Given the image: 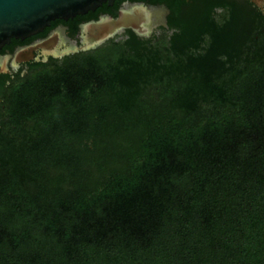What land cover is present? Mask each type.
Listing matches in <instances>:
<instances>
[{"label": "trees", "instance_id": "1", "mask_svg": "<svg viewBox=\"0 0 264 264\" xmlns=\"http://www.w3.org/2000/svg\"><path fill=\"white\" fill-rule=\"evenodd\" d=\"M149 1L158 39L7 92L0 264H264V11Z\"/></svg>", "mask_w": 264, "mask_h": 264}, {"label": "water", "instance_id": "2", "mask_svg": "<svg viewBox=\"0 0 264 264\" xmlns=\"http://www.w3.org/2000/svg\"><path fill=\"white\" fill-rule=\"evenodd\" d=\"M122 0H0V50L13 40H25L51 27L56 20L68 21L96 12L103 5ZM264 0L254 4L262 8ZM167 8L136 5L121 11L117 19L105 18L84 27L85 47L92 51L126 30L139 37L152 38L159 27L168 28Z\"/></svg>", "mask_w": 264, "mask_h": 264}, {"label": "flooded vegetation", "instance_id": "3", "mask_svg": "<svg viewBox=\"0 0 264 264\" xmlns=\"http://www.w3.org/2000/svg\"><path fill=\"white\" fill-rule=\"evenodd\" d=\"M252 2L254 1L252 0ZM136 5L168 9L165 4L156 5L149 0L116 1L113 6L105 4L96 12H90L85 16H78L68 21L56 20L52 23L51 27L47 28L44 32L25 40H13L9 45L1 49L0 81L4 86L0 84V117L3 116L5 112L7 92L21 79L30 76L34 72L33 69L35 66L44 65L55 67L57 65H62L66 59L76 55L96 51L81 50L86 45L87 35L84 34V27L105 18L117 19L121 11ZM169 16L170 13L166 17L167 25ZM161 28L164 27L161 26L156 31L161 30ZM129 32L132 31H124L121 35L116 36L106 44L113 41L115 42L120 37H126L128 39ZM139 38L148 40V38L144 37Z\"/></svg>", "mask_w": 264, "mask_h": 264}, {"label": "rangeland", "instance_id": "4", "mask_svg": "<svg viewBox=\"0 0 264 264\" xmlns=\"http://www.w3.org/2000/svg\"><path fill=\"white\" fill-rule=\"evenodd\" d=\"M238 1H245V0H238ZM253 1H256V0H253ZM254 3V2H253ZM259 7V6H258ZM263 11H264V2H263V5H262V8H261ZM155 36L157 37V39L161 36V34H162V31L161 30H159V31H155ZM170 35H171V33H169ZM127 40V38L126 37H120L118 40H116L115 41V43H119V42H124V41H126ZM135 143H133V141H132V144L131 145H134ZM128 149H130V147H127ZM127 152L125 151V150H123V152H122V154H121V156H120V158H122V157H124L125 156V154H126Z\"/></svg>", "mask_w": 264, "mask_h": 264}]
</instances>
